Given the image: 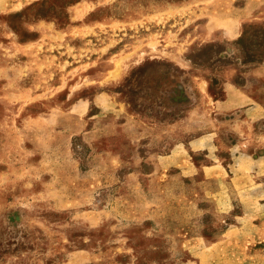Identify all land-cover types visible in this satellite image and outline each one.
Wrapping results in <instances>:
<instances>
[{
	"label": "rangeland",
	"instance_id": "rangeland-1",
	"mask_svg": "<svg viewBox=\"0 0 264 264\" xmlns=\"http://www.w3.org/2000/svg\"><path fill=\"white\" fill-rule=\"evenodd\" d=\"M0 264H264V0H0Z\"/></svg>",
	"mask_w": 264,
	"mask_h": 264
}]
</instances>
